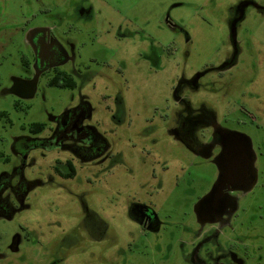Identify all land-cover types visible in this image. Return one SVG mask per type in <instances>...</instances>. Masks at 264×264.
<instances>
[{
	"label": "rangeland",
	"instance_id": "rangeland-1",
	"mask_svg": "<svg viewBox=\"0 0 264 264\" xmlns=\"http://www.w3.org/2000/svg\"><path fill=\"white\" fill-rule=\"evenodd\" d=\"M240 1L0 0V113L6 112L11 120L0 118V151L12 156L9 164L0 160V176L6 173L21 180L22 186L18 202L9 187L0 192V255L4 256L0 264H50L51 250L59 259L69 250L72 264H127L130 258L152 264L125 252L126 235L142 244L141 229L125 214L134 201L151 205L161 217L164 250L169 249L170 256L159 263L204 264L207 259L200 243L192 246L187 236L169 246L172 232L189 227L197 197L217 174L214 165L197 159L177 134L169 132L182 107L177 97L188 98L195 107L207 106L216 113L217 123L252 142L261 178L245 200L249 210L242 220L254 230L248 248L263 247L255 264H264V220L259 218L264 210L256 208L264 205V16L250 9L240 29L244 51L238 65L226 72L229 91L214 84L211 92L206 78L198 92L175 89L205 65L225 64L226 12L240 6ZM247 1L264 8V0ZM88 10L95 12L93 18H88ZM43 24L77 29L82 77L76 79L77 89L70 90L49 87L51 71L36 81L34 75L29 81L32 87L21 96L13 86L27 76L21 63L30 52L27 28ZM64 68L68 67L60 66ZM81 103L89 109L84 125L107 149L95 163L76 162V177L65 180L55 175L54 168L57 161L73 158L68 150L71 142L51 134V129L63 113ZM32 123L46 124L45 130L30 134L26 128ZM20 137H30L34 144L21 177L12 175L16 161L12 144ZM17 160L22 167V160ZM11 184L15 187L14 180ZM80 194L105 219L112 242L96 245L75 235L83 210ZM16 238L17 251L12 252ZM113 242L116 248H111Z\"/></svg>",
	"mask_w": 264,
	"mask_h": 264
},
{
	"label": "flooded vegetation",
	"instance_id": "flooded-vegetation-1",
	"mask_svg": "<svg viewBox=\"0 0 264 264\" xmlns=\"http://www.w3.org/2000/svg\"><path fill=\"white\" fill-rule=\"evenodd\" d=\"M240 2V6H233L226 12L229 33L226 36L228 46L226 47L227 54L224 58V61L226 59L225 64L222 66L219 63V65H205L189 81H179L177 87H175L178 93H182L186 88H191L192 92H198L205 87L202 83L204 78L207 79L206 86L211 87V92H214V84H219L223 89L228 88L226 79L228 73L226 72L238 65L244 51L242 41L239 39L240 29L248 17L249 10L252 9L258 15L264 16V8L257 3L247 0H241ZM86 12L88 18L95 16V12L92 10ZM166 22L172 27L169 19ZM68 27L67 25V29L64 27L63 30H59L56 25L43 24L27 28L26 45L29 47L30 52L29 56L24 55L21 61L24 71L27 72V76H24L20 80H15L13 86L15 93L26 96L28 93H26V90H30V87H32V83L29 81L33 76L35 75L39 78L44 73L50 71L52 72V76L49 81L57 74L65 73L75 83V87L70 90L77 89L78 82L76 79L82 77V71L77 66L81 54L76 43L77 29L74 32L70 31ZM143 29H145V26L142 27V31ZM189 41L190 39L187 38L186 42L188 43ZM150 42L153 43L151 40ZM187 56L188 52L186 53ZM60 66H67L68 68L60 69ZM227 91L229 90L227 89ZM177 101L179 105H182L179 109L181 111L175 114L174 124L169 132L177 134V140H180L187 148H190V152L197 159L214 165L217 174L210 187L197 197V202L192 209L193 219L189 223V227H184L185 232L177 230L172 232V242H170L169 246H175L176 243L173 241L180 243L182 237L185 235L190 238L192 246L200 243V247L203 248V256L207 259L204 264H255L258 261L255 257L263 247L262 245H258L252 249L248 248L246 242L250 234L254 235V230L251 231L252 227L249 225L248 220L246 222L242 220L249 210V205L244 206L245 200L249 194L254 193V190L260 184L261 178L260 170L257 167L259 158L257 153H255L253 144H251L252 142L246 136L226 129L220 123H217L216 113L207 106L195 107L190 103L188 98L177 97ZM2 113L5 112H1L0 115ZM88 115L89 109L87 104L81 103L74 109L63 113L54 124L56 128L54 130L51 129V134L55 133L56 136H60L63 140L67 139L71 142L68 150L72 153L73 158L65 160L63 163L57 161V164L60 165L54 168L55 175L61 179L69 180L76 177V162L82 165H88L91 162L95 163L99 156L104 154L107 149L102 139H94L92 133L88 132V128L84 125V120ZM2 117L8 118V115L0 116V118ZM7 120L11 121L9 118ZM29 126L26 128L27 131ZM82 132H85L82 137H75L76 134H81ZM100 143L104 146H100ZM33 149L34 144H32L30 137L14 139L12 150L14 154L13 159L16 161L12 170L13 176L18 174L21 177L29 152L33 151ZM17 159L22 160V167L18 164L19 161ZM0 160L5 164H9L12 162V156L0 151ZM215 161L219 164L220 170ZM62 165L63 169L60 167ZM71 167L75 175L71 178H66L65 175L70 174L72 171ZM225 175L236 176L237 180H225L220 189L218 190V187H216L215 190L217 192L213 193L201 205L200 201L211 192L217 179H221ZM255 176L256 184L254 188L249 192H245V189L253 182ZM248 179L250 181L247 183ZM13 180L15 181V187L11 184ZM51 180H53V177H51ZM20 181L12 179L10 175L3 173L0 176V192L4 188L9 187L14 201H21L22 186ZM262 187H264V183H262ZM80 197L83 200V210L81 217L78 219L75 235L81 241L87 239L96 243V245L103 241L112 242L113 239L108 234L109 225L107 226L105 219L102 216L96 215L88 207L84 194H80ZM255 197L256 195L253 198ZM250 204L254 205V203ZM256 208L260 211L264 210V205L258 204ZM125 214L128 220L138 225L142 236V244L139 245L134 241L132 236L126 235L125 252L128 250L132 256L135 253L141 258V261L145 260L152 264H162L159 263L160 258L170 256V253L167 252L169 249L164 250L163 222L158 212L147 203L134 201L127 206ZM259 218L264 220V215L261 214ZM191 231L193 232L189 233ZM18 240L19 238H16L13 243L12 252L17 251ZM262 241L264 242V238ZM112 247L116 248L115 242L111 244ZM68 251L64 250L63 255L59 259L58 256L54 258L51 250L47 256L51 258L50 264H72L70 256L67 253ZM3 257V255H0V258ZM127 264H139V261L137 259L134 262L130 258Z\"/></svg>",
	"mask_w": 264,
	"mask_h": 264
},
{
	"label": "trees",
	"instance_id": "trees-1",
	"mask_svg": "<svg viewBox=\"0 0 264 264\" xmlns=\"http://www.w3.org/2000/svg\"><path fill=\"white\" fill-rule=\"evenodd\" d=\"M48 86L60 88V89H73L75 87V83L73 79H71L65 73H59L48 82ZM7 115L8 114L5 112V113H2L0 116H7ZM45 127L46 125L44 123H33L29 126L28 132L32 135H38L45 130ZM74 173L75 172L72 168L71 173L68 175H65V177L71 178L75 175Z\"/></svg>",
	"mask_w": 264,
	"mask_h": 264
},
{
	"label": "water",
	"instance_id": "water-1",
	"mask_svg": "<svg viewBox=\"0 0 264 264\" xmlns=\"http://www.w3.org/2000/svg\"><path fill=\"white\" fill-rule=\"evenodd\" d=\"M37 78H38V76H35V80H34V81H36ZM215 164L218 166V168H219V170H220V167H219V164L217 163V161H215ZM230 179H231V180H233V179H234V180H237V177H236V176H230V175L228 176V175H225V176L222 177L221 179L218 178L217 181L215 182V184H214V186H213L211 192H210L205 198H203V199L200 201V202H201V205H202L203 203H205L206 200L209 199L210 196H211L213 193L217 192V190H215L216 187H218V190H219L220 187L224 184L225 180L229 181ZM219 180H220V181H219ZM248 181H250V180L248 179V180H247V183H248ZM255 184H256V176H255L253 182H252L251 184H249V186L246 184V186H248V187L245 189V192H249V191H251V190L254 188Z\"/></svg>",
	"mask_w": 264,
	"mask_h": 264
}]
</instances>
